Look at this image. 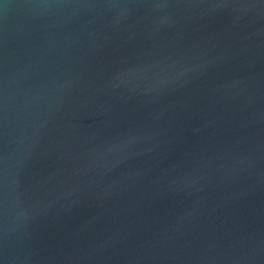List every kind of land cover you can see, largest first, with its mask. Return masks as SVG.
Returning a JSON list of instances; mask_svg holds the SVG:
<instances>
[{
  "label": "water",
  "instance_id": "water-1",
  "mask_svg": "<svg viewBox=\"0 0 264 264\" xmlns=\"http://www.w3.org/2000/svg\"><path fill=\"white\" fill-rule=\"evenodd\" d=\"M0 264H264V0H0Z\"/></svg>",
  "mask_w": 264,
  "mask_h": 264
}]
</instances>
